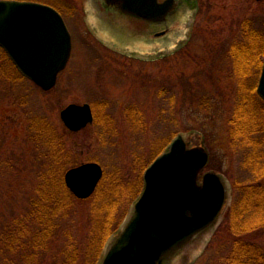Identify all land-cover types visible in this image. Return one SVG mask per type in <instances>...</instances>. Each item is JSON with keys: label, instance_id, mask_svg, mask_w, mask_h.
Listing matches in <instances>:
<instances>
[{"label": "rangeland", "instance_id": "374dc122", "mask_svg": "<svg viewBox=\"0 0 264 264\" xmlns=\"http://www.w3.org/2000/svg\"><path fill=\"white\" fill-rule=\"evenodd\" d=\"M35 1L62 9L72 35V53L48 91L29 80L0 79V226L27 209L39 175L48 168L42 152L47 144L42 142L33 151L27 140L30 114L40 113L62 133L75 165L95 161L103 176L117 172L127 181L175 132L183 133L193 145H203L212 164L205 170L223 176L226 203L215 223L170 264H219L236 236L258 246L264 255V225L236 235L226 223L243 187L258 180L264 183V174L257 180L247 165L252 148L234 141L229 133L238 92L226 54L241 20L250 17L261 26L264 0H181L165 21L151 25L111 11L103 13L100 0ZM253 77L250 82L256 84L259 75ZM72 102L90 103L101 122L77 132L66 129L59 112ZM130 106L139 109L141 122L129 117ZM107 120L111 128L103 123ZM3 159L9 162L5 165ZM71 209L57 221L64 231H74L70 238L62 237L63 243L82 242L88 231L89 202L78 200ZM54 241L43 264H51L58 254L59 241Z\"/></svg>", "mask_w": 264, "mask_h": 264}, {"label": "water", "instance_id": "95a60500", "mask_svg": "<svg viewBox=\"0 0 264 264\" xmlns=\"http://www.w3.org/2000/svg\"><path fill=\"white\" fill-rule=\"evenodd\" d=\"M129 1L115 3L151 21L162 20L175 7L174 0ZM0 46L22 75L49 90L68 62L72 43L63 17L52 6L0 0ZM256 92L264 100V62ZM60 119L69 130L78 131L93 121V112L89 103H69ZM208 157L205 147L191 146L178 133L146 167L142 191L101 264H169L177 251L212 225L225 206L227 188L218 172L201 175ZM102 177L101 165L87 161L68 168L63 178L74 196L85 199Z\"/></svg>", "mask_w": 264, "mask_h": 264}, {"label": "trees", "instance_id": "16d2710c", "mask_svg": "<svg viewBox=\"0 0 264 264\" xmlns=\"http://www.w3.org/2000/svg\"><path fill=\"white\" fill-rule=\"evenodd\" d=\"M253 21L250 17L241 20L237 35L226 51L233 66L232 76L237 80L238 92L228 129L234 141L252 148L248 158L250 161L246 162L258 180L264 174V101L256 93L257 82L255 84L250 80L256 73L260 75L264 61V20L261 26ZM1 78L5 81H28L0 47ZM127 112L133 122H141L139 109L130 106ZM94 114V123L101 122L99 116ZM30 117L27 121V140L32 143L33 151L41 147L42 142L47 144V151L42 152L48 168L39 175L27 209L0 226V264H43L54 239L55 243L59 241V251L57 256H53L51 264H98L107 240L118 230L142 190L145 168L176 132L148 162L135 169L136 174L131 181L119 178L117 172H105L94 194L86 199H77L63 180L66 167L75 163L72 152L65 147L62 133L46 115L37 113L30 114ZM103 123H107L106 128L112 127L108 120ZM257 133L260 135L254 138ZM3 160L5 165L9 162ZM211 165L209 161L208 166ZM78 200L89 202L90 222L86 239L82 242L71 239L63 243L62 237L67 234L70 238L74 231L70 228L64 231L57 221L69 215L73 203ZM226 223L236 235L264 225L263 182L258 180L243 187L241 196L228 211ZM236 237L232 250L222 256L219 264H264V255L258 246L242 241L240 236Z\"/></svg>", "mask_w": 264, "mask_h": 264}, {"label": "flooded vegetation", "instance_id": "af4514ba", "mask_svg": "<svg viewBox=\"0 0 264 264\" xmlns=\"http://www.w3.org/2000/svg\"><path fill=\"white\" fill-rule=\"evenodd\" d=\"M115 1L116 0H100V2L102 3V11L101 12H103V13H106V12H108V11H111L112 13H116V14H120L121 16H123V17H132V18H136V19H140V20H143V21H145V23H147V24H149V25H151V24H153V23H161V22H163V21H165V19H166V17H167V15H169L170 13H168L167 15H166V17L165 18H163L162 20H160V21H151V20H149L148 18H144V17H142L141 15H139V14H136V13H133V12H130V11H124V10H122V8L117 4V3H115ZM167 0H156V2L158 3V4H164L165 2H166ZM180 1L181 0H175V3H176V5L178 4V3H180ZM67 2V1H66ZM120 2H122V3H125V2H130L129 0H120ZM50 5L51 6H53L56 10H58L61 14H62V16L64 17V13H63V11H62V9L61 8H59L58 6H56V5H52L51 3H50ZM65 5V7H68V5L67 4H64ZM71 8V5L69 6V9ZM175 8H176V6H175ZM174 8V9H175ZM71 10V9H70ZM172 12H173V10H172ZM154 13H156V12H154ZM152 14V13H151ZM108 15H110V14H108ZM155 16H156V14H155ZM72 36V35H71Z\"/></svg>", "mask_w": 264, "mask_h": 264}]
</instances>
